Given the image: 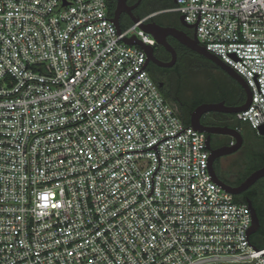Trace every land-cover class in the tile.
I'll list each match as a JSON object with an SVG mask.
<instances>
[{"label": "built area", "instance_id": "2783aa9c", "mask_svg": "<svg viewBox=\"0 0 264 264\" xmlns=\"http://www.w3.org/2000/svg\"><path fill=\"white\" fill-rule=\"evenodd\" d=\"M264 127V0H175ZM172 10V9H170ZM107 0H0V264H264L247 202L210 172ZM232 138L229 145H234Z\"/></svg>", "mask_w": 264, "mask_h": 264}, {"label": "water", "instance_id": "95a60500", "mask_svg": "<svg viewBox=\"0 0 264 264\" xmlns=\"http://www.w3.org/2000/svg\"><path fill=\"white\" fill-rule=\"evenodd\" d=\"M117 7L114 11L113 17L111 20L115 23L118 30H121V24L119 21V15L122 11H128L130 13L131 7L127 6L126 0H117ZM126 6V7H125ZM136 6V5H135ZM134 7V6H132ZM132 14V13H131ZM131 20L133 22H138L141 17L139 16H131ZM181 22L193 27L196 32V25L188 24L186 23L184 16L181 15L180 17ZM141 27L147 32L152 34L159 45H163L168 51L172 54V59L170 61H161L159 58H157L154 54V47L149 44H144L141 40L137 39L136 37L127 38L126 42L128 44H137L141 46L146 52H147V61H146V67L150 61L154 62L158 66L161 67H172L175 65L177 61V52L173 48V46L168 41V36L172 35L176 37L182 44L186 45L187 47L193 49L194 51L198 52L199 54L209 58L214 63H216L218 66L223 68L227 73H229L235 80H237L240 85L244 88L246 93V100L242 105L231 107L225 104L224 101L217 102V103H202L199 106H197L192 112H191V125L195 127L196 129L206 132L207 133V147L211 151L210 156V172L214 178V180L223 186L225 189H227L229 192H231L234 195H239L248 188H250L254 183H256L259 179L264 177V167H261L255 171H253L240 185L233 186L228 183H226L224 180H222L215 168H214V162L217 158L231 154L237 150H239L243 146L244 138L239 129L229 127V126H204L200 119L201 117L208 111H218V112H224V113H237L241 110H245L248 108L250 102H251V90L249 86L247 85L245 79L236 72L232 67H230L228 64L224 63L218 56L211 53L206 49V47L202 46L198 39L197 35H195L194 38L189 37L185 32L178 30L173 27H167L162 26L156 22H149V23H142ZM211 134H223L228 135L236 140L234 145H227L222 146L218 148H213L211 146ZM261 135L264 136V127L261 130ZM248 205L250 206L253 214V223L249 230V236H251L254 232H256L260 227V219L258 216V213L256 209L254 208L251 200H247Z\"/></svg>", "mask_w": 264, "mask_h": 264}, {"label": "flooded vegetation", "instance_id": "af4514ba", "mask_svg": "<svg viewBox=\"0 0 264 264\" xmlns=\"http://www.w3.org/2000/svg\"><path fill=\"white\" fill-rule=\"evenodd\" d=\"M107 1H108L109 6H110L111 5V1H113V0H107ZM117 2L118 1L115 0L114 11H115V9L117 7ZM126 4H127V6L131 7V8H129L130 9V13L128 11H122L120 13L119 21H120L121 25L129 22L131 20V18H132L131 17L132 15L140 17V15L142 13L148 12L149 10H151L153 8H157V0H126ZM132 6H134V7H132ZM144 17H148L144 23L156 22V23H158V24H160L162 26L173 27V28H176L178 30H181V31L185 32L191 38H194L195 35H196L195 29L193 27H190V26H188V25H186V24L181 22V19H180L181 15L178 14L177 11L170 10V9H167V8H162V9H159V10L156 9L153 12H148V14H146ZM141 18H143V17H141ZM168 41L173 46V48L175 50H176V48H178V49H180L181 53L184 52L185 55L181 54L180 57L177 55V61H176L174 66H172V67H163V68H174L177 65L178 61H180L179 59H182V58L186 57V58L189 59L190 65L192 66V68L194 70H196V69L197 70H200V69L208 70L209 69L214 74L228 75L233 80H235L223 68L218 66L216 63H214L209 58L199 54L198 52L194 51L193 49H191V48L187 47L186 45L182 44L176 37H174L172 35H169L168 36ZM161 46L166 51V53H164V55H162L164 57V59H162V57L161 58L157 57V54H159V50H160L159 47H161ZM153 47H154L155 56L157 58H159L161 61H170L172 59L171 52L168 51L163 45H159L157 43V40H156V44L153 45ZM200 56L203 57V59ZM207 61H211L212 64H214V66L211 65V64H208ZM153 64H155V63L150 61L148 63V65H147V68H153ZM155 65H157V64H155ZM159 67H161V66H159ZM235 81L237 82V84L239 86V88L237 90L227 88V95L225 97L218 98L217 100L213 101L212 103H217V102L224 101L226 105L231 106V107H236V106L242 105L243 102H244L243 101L244 98L246 100V93H245L244 88L240 85V83L237 80H235ZM202 103H208V102L201 101L200 103L196 104L195 107H193V108L195 109L197 106H199ZM234 114L235 113H224V112H218V111H208L201 117L200 121H201V123L204 126H209V127L210 126H229V127H233V128H238L237 127V121L235 120ZM229 138H230V136H228V135L211 134V142H210L211 146L213 148L227 146L228 145L227 142H228ZM243 138H244L243 145H245L246 140H245V137H243ZM257 157L255 156V158H254V161H256L257 164L259 165V167L257 169H259L261 167H264V158H259V157L257 158ZM257 169H255V170H257ZM219 177L222 180H224L226 183H228L230 185H233V186L240 185L247 178L246 177V178H244L242 180H239V181H232V180H228V179H223L220 175H219ZM256 183H254L250 188H248L247 190L242 192L241 195L245 199L251 200L254 208L256 209V211L258 213L259 202L257 201V197L262 195L261 191H264V190L255 187ZM258 216H259V213H258ZM259 219H260V217H259ZM263 231H264V224L260 221L259 229L256 232H254L252 234V236L254 237L255 235H260V233H262Z\"/></svg>", "mask_w": 264, "mask_h": 264}, {"label": "rangeland", "instance_id": "374dc122", "mask_svg": "<svg viewBox=\"0 0 264 264\" xmlns=\"http://www.w3.org/2000/svg\"><path fill=\"white\" fill-rule=\"evenodd\" d=\"M159 1L164 2V0ZM175 8L176 2L171 0L167 9L174 10ZM177 13L180 14V12ZM179 81L185 83V99L189 104L196 101L212 103L218 98L226 96L227 88L234 90L239 88L237 82L228 75L214 74L209 69L194 70L186 57L178 61L176 68L170 70L168 84H172L174 88ZM170 85H166L167 90L171 89ZM241 123L237 129L245 137V145L231 154L217 158L214 162V168L218 176L220 175L223 179L239 181L246 178L258 165L256 161L252 160V158H255L253 153L264 151V136L252 129L249 124ZM259 180L255 187L259 188V185H261L260 188L264 189V178ZM261 192L264 194V191ZM237 198L238 201L241 199L239 195H237ZM254 240L258 241V235L254 236Z\"/></svg>", "mask_w": 264, "mask_h": 264}, {"label": "trees", "instance_id": "16d2710c", "mask_svg": "<svg viewBox=\"0 0 264 264\" xmlns=\"http://www.w3.org/2000/svg\"><path fill=\"white\" fill-rule=\"evenodd\" d=\"M169 3H171V0H164L163 1H159L157 0V8H153L151 10H149L148 12H153L156 9H162V8H168ZM114 6H115V0L111 1V5H110V14L113 15L114 14ZM148 12L142 13L140 15V17H144L146 14H148ZM132 23V20H130L129 22L125 23V25H121L122 27H126L127 25H130ZM159 54H157V57L164 59V57L162 55H164V53H166V51L164 50V48L161 46L159 47ZM177 51V55L180 57L181 54L185 55L184 52L181 53L180 49L176 48ZM201 57V56H200ZM203 59V57H201ZM181 60V59H179ZM208 64H211L214 66V64H212L211 61H207ZM177 65L174 67L176 68ZM174 68H163V67H159L155 64H153V68H148L152 78L155 80V82H157V84L159 85L164 97L167 99V101H169L172 105H174L177 108V112L180 115V117L182 118V120L190 125L191 124V111L194 109L193 107H195L196 104L200 103L201 101H196L192 104H189L186 102L185 99V83H182L181 81L177 82L176 87H172V84H168V80L170 79V70L174 69ZM166 85H170L171 89H166ZM225 97V96H224ZM245 102V98L243 100ZM243 102V103H244ZM236 116V114H234V117ZM237 122V127H240L239 125H241V121L235 119ZM264 138V137H263ZM232 140V137L229 138L227 144H230V141ZM259 157V158H264V151H260V152H254V155ZM252 160H254V158H252ZM259 167V165H257V168ZM256 168V169H257ZM260 181V180H258ZM258 183V182H257ZM256 183V184H257ZM261 185H259L260 188ZM258 188V187H257ZM262 189V188H260ZM264 190V189H262ZM239 197H241V199L237 198V195H235V199L238 202H247V199H245L244 197H242L241 194H239ZM253 198V197H252ZM256 200V199H255ZM257 201L259 202V208H258V213H259V217H260V221L264 224V194L260 195L257 197ZM250 240L251 242L259 247V248H264V231L262 233H260V235H258V241L256 242L254 240V237L251 235L250 236Z\"/></svg>", "mask_w": 264, "mask_h": 264}]
</instances>
